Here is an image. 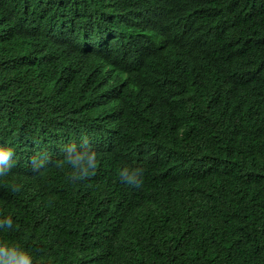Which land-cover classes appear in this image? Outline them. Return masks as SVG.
Instances as JSON below:
<instances>
[{
	"label": "trees",
	"instance_id": "16d2710c",
	"mask_svg": "<svg viewBox=\"0 0 264 264\" xmlns=\"http://www.w3.org/2000/svg\"><path fill=\"white\" fill-rule=\"evenodd\" d=\"M0 146L35 264H264V0H0Z\"/></svg>",
	"mask_w": 264,
	"mask_h": 264
},
{
	"label": "clouds",
	"instance_id": "9594fccd",
	"mask_svg": "<svg viewBox=\"0 0 264 264\" xmlns=\"http://www.w3.org/2000/svg\"><path fill=\"white\" fill-rule=\"evenodd\" d=\"M62 164L69 172V179L72 181L84 180L93 174L97 168V153L87 138L79 142H68L62 145ZM50 158L41 156L32 161L33 168L38 169L50 163ZM16 164L14 149L7 146H0V177L8 175ZM121 183L139 187L142 183L143 170L140 168L121 167L118 173ZM19 187L14 186L13 191ZM0 224L11 228L13 221L11 217H5ZM0 264H35L33 255L20 245L5 240H0Z\"/></svg>",
	"mask_w": 264,
	"mask_h": 264
}]
</instances>
